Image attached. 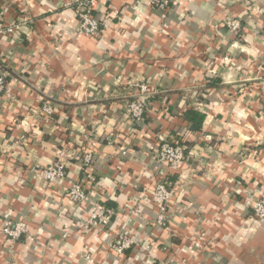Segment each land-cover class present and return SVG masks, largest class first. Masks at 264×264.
I'll return each mask as SVG.
<instances>
[{
    "label": "crops",
    "instance_id": "0c3cea01",
    "mask_svg": "<svg viewBox=\"0 0 264 264\" xmlns=\"http://www.w3.org/2000/svg\"><path fill=\"white\" fill-rule=\"evenodd\" d=\"M72 1L0 0L20 26L0 36V264H264L252 211L264 199V0H100L101 38L80 30ZM143 84L133 131L127 105ZM189 110L205 114L200 130ZM161 136L187 147L165 225L151 204ZM73 148L94 163L72 159L51 184L43 170ZM77 180L80 204L67 196ZM97 203L115 212L105 227L87 223ZM8 220L27 224L16 242ZM121 233L133 243L118 254Z\"/></svg>",
    "mask_w": 264,
    "mask_h": 264
},
{
    "label": "built area",
    "instance_id": "2783aa9c",
    "mask_svg": "<svg viewBox=\"0 0 264 264\" xmlns=\"http://www.w3.org/2000/svg\"><path fill=\"white\" fill-rule=\"evenodd\" d=\"M100 3V0H73L72 7L75 15L78 18V23L80 30L87 35L101 38L109 27V22L97 17L95 11ZM227 25L229 29L237 34L240 30V22L237 19L228 20ZM19 25L11 24L6 25L0 16V36L6 33H17L19 30ZM7 87L6 77L2 69H0V97L4 93ZM141 94L136 99L130 101L127 105V117L132 123V130L135 131L138 127L145 123L147 106L144 102V96L149 92L147 85H141ZM46 115H51L53 112L52 106L49 104L44 105L43 109ZM67 151V150H66ZM61 152L60 156L56 161L49 164L43 170V176L51 183H59L66 177L67 169L69 167V162L72 159H78L83 163V167H90L94 161L95 157L93 151L89 149H69L67 152ZM186 145L176 141L174 139H169L166 137H160L153 149V156L160 167L159 177L154 185L151 204L155 205L157 212V223L161 225L166 224L167 218V208L169 207V202L172 199L173 191L171 183H168V179L175 173L182 172V164L186 161ZM66 153V154H65ZM67 196L69 199L80 204L86 201L88 197V192L86 191L83 183L77 180L67 189ZM252 211L255 218L262 220L264 219V199L255 200L252 203ZM113 215H115L114 210L109 209L103 203H97L92 207L91 216L89 217L88 224L92 225L97 223L102 227L109 225L112 222ZM3 233L8 236V239L12 242L18 241L27 232L28 227L26 222L13 223L12 221H5L3 223ZM133 243V240L124 233L119 235L117 242L114 245V250L118 254H122L125 249L129 248ZM145 264H173L171 260H166L162 263H156L155 261L146 262Z\"/></svg>",
    "mask_w": 264,
    "mask_h": 264
},
{
    "label": "trees",
    "instance_id": "16d2710c",
    "mask_svg": "<svg viewBox=\"0 0 264 264\" xmlns=\"http://www.w3.org/2000/svg\"><path fill=\"white\" fill-rule=\"evenodd\" d=\"M3 64L0 62V69H3ZM215 85V82L214 81H210L208 84H207V87H212ZM186 118L191 122L192 126V130L196 131V130H200L203 126V122H204V119H205V114L199 112V111H196V110H189L186 112L185 114ZM176 141H179L180 143L183 144L182 141H180L179 139H174ZM168 183H171V186L173 185V179L172 178H169L168 179Z\"/></svg>",
    "mask_w": 264,
    "mask_h": 264
},
{
    "label": "water",
    "instance_id": "95a60500",
    "mask_svg": "<svg viewBox=\"0 0 264 264\" xmlns=\"http://www.w3.org/2000/svg\"><path fill=\"white\" fill-rule=\"evenodd\" d=\"M144 102H146V101L144 100Z\"/></svg>",
    "mask_w": 264,
    "mask_h": 264
}]
</instances>
